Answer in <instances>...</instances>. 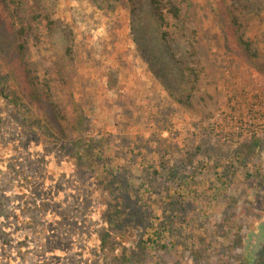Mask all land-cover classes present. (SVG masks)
Wrapping results in <instances>:
<instances>
[{
  "label": "rangeland",
  "instance_id": "1",
  "mask_svg": "<svg viewBox=\"0 0 264 264\" xmlns=\"http://www.w3.org/2000/svg\"><path fill=\"white\" fill-rule=\"evenodd\" d=\"M172 1L0 0V264L264 258V0Z\"/></svg>",
  "mask_w": 264,
  "mask_h": 264
},
{
  "label": "trees",
  "instance_id": "2",
  "mask_svg": "<svg viewBox=\"0 0 264 264\" xmlns=\"http://www.w3.org/2000/svg\"><path fill=\"white\" fill-rule=\"evenodd\" d=\"M131 2V0H129ZM148 4L151 8V14L157 23L160 30V38L164 41L169 39V33L167 30V16H171L172 18L179 20L182 16L181 8L176 5L172 0H147ZM5 3V0H2ZM233 21H235L233 19ZM24 26L20 27L19 34H24ZM22 47V45H20ZM0 96L6 100L7 102L13 104L14 106H18L19 100L12 96L8 90L1 84L0 79ZM239 264H250L249 260L244 259L239 262ZM260 264H264V258L261 260Z\"/></svg>",
  "mask_w": 264,
  "mask_h": 264
}]
</instances>
